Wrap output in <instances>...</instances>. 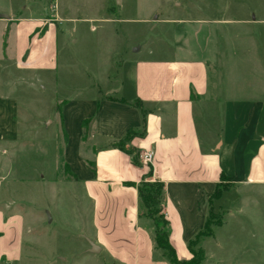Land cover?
<instances>
[{"label": "rangeland", "instance_id": "1", "mask_svg": "<svg viewBox=\"0 0 264 264\" xmlns=\"http://www.w3.org/2000/svg\"><path fill=\"white\" fill-rule=\"evenodd\" d=\"M27 6L53 22L52 35L62 25L57 94L18 69L16 58L40 56L47 41L46 21L17 20L30 14ZM130 58L203 62L214 89L239 97L259 93L264 0H0V204L25 220V250L32 255L26 264H98L81 256L92 205L64 168L53 108L61 107L65 91L103 94ZM250 195L255 199L244 202L241 223L221 228L226 217L219 213L212 234L194 246L203 251L201 264H264V187Z\"/></svg>", "mask_w": 264, "mask_h": 264}, {"label": "crops", "instance_id": "2", "mask_svg": "<svg viewBox=\"0 0 264 264\" xmlns=\"http://www.w3.org/2000/svg\"><path fill=\"white\" fill-rule=\"evenodd\" d=\"M24 9L30 14L17 20L46 21L48 34L40 56L31 58L30 53L26 62L16 58L18 69L33 74L45 90L49 87L57 94L62 25L52 35V21L32 7ZM37 38L34 43L43 42ZM119 70L118 83L108 84L103 94L65 91L61 107L53 108L63 131L64 168L92 205V232L84 237L100 247L99 252H91L87 240L81 256L89 254L98 264H170L155 248L151 221L140 216L135 185L146 179L165 184L163 207L170 241L178 258L188 260L193 256L188 243L205 226L208 200L223 174L233 186L212 203L214 213H225L221 228L235 220L241 223L238 218L247 211L244 202L255 199L250 192L264 187V89L242 97L222 93L213 88L203 62L196 66L130 58L121 62ZM64 86L68 90L72 84ZM138 100L141 108L134 104ZM142 110L145 136L135 137L128 146L140 155L153 151L154 159L146 164L140 156L142 165L137 166L113 143L130 129H143ZM8 207L0 204V264H26L32 258L25 250L26 223ZM58 259L67 260L61 255Z\"/></svg>", "mask_w": 264, "mask_h": 264}, {"label": "trees", "instance_id": "3", "mask_svg": "<svg viewBox=\"0 0 264 264\" xmlns=\"http://www.w3.org/2000/svg\"><path fill=\"white\" fill-rule=\"evenodd\" d=\"M123 102H127L123 100ZM135 106L142 107L140 100L136 101ZM143 114V129L137 131L130 129L125 137L120 141L113 143V147L119 148L122 151L127 152L132 156L133 162L140 166L142 165L140 160L139 152L133 147L128 146V144L135 137L145 136V115L146 111L142 110ZM152 170L149 172L148 176H151ZM231 178L222 175L221 181L217 184V187L208 200L209 210L208 216L203 229L196 235V237L189 241V249L192 253V258L188 260H181L178 258L175 248L170 241V222L166 213L164 211V189L165 184L159 181H150L143 179L139 184L132 185L137 186L139 193V203H140V216L151 221L152 227L154 229V242L155 248L163 252V257L170 262V264H201L203 261V251L194 249V246L198 243L202 236L211 235V224L212 222L218 221L219 215L214 213L212 208V203L215 199L220 198L225 191L232 188L233 184L230 182Z\"/></svg>", "mask_w": 264, "mask_h": 264}, {"label": "built area", "instance_id": "4", "mask_svg": "<svg viewBox=\"0 0 264 264\" xmlns=\"http://www.w3.org/2000/svg\"><path fill=\"white\" fill-rule=\"evenodd\" d=\"M141 159L144 161L146 164H152L153 159H154V153L153 151H144L141 153Z\"/></svg>", "mask_w": 264, "mask_h": 264}, {"label": "water", "instance_id": "5", "mask_svg": "<svg viewBox=\"0 0 264 264\" xmlns=\"http://www.w3.org/2000/svg\"><path fill=\"white\" fill-rule=\"evenodd\" d=\"M87 240L89 241V244L91 245V247H90L91 252L97 253L100 251L99 245H97L93 240H91L89 238Z\"/></svg>", "mask_w": 264, "mask_h": 264}]
</instances>
